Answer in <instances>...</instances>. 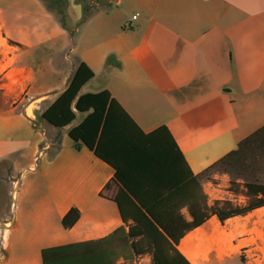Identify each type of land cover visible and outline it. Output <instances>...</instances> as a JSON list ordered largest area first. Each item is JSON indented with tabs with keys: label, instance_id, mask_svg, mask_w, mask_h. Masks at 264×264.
Wrapping results in <instances>:
<instances>
[{
	"label": "crops",
	"instance_id": "crops-1",
	"mask_svg": "<svg viewBox=\"0 0 264 264\" xmlns=\"http://www.w3.org/2000/svg\"><path fill=\"white\" fill-rule=\"evenodd\" d=\"M67 1L63 25L41 0H0V224L12 225L0 228V264L16 232H30L41 255L47 247L105 237L123 224L111 200L118 190L111 184L114 170L69 137L85 115L62 129L41 118L79 64L95 74L81 93L108 90L144 133L166 126L195 175L264 126L258 113L264 106V0H92L95 12L87 19L81 4ZM202 186L209 205L228 198L246 204L230 192L227 174ZM71 208L81 216L65 229L62 219ZM182 213L189 221L186 208ZM251 217L249 230L264 235V207L233 218ZM224 227L212 216L182 238L179 251L191 264H239V254L220 245L193 260L181 250L190 234L195 246L200 229L212 240ZM251 256L264 262L263 253Z\"/></svg>",
	"mask_w": 264,
	"mask_h": 264
},
{
	"label": "trees",
	"instance_id": "trees-1",
	"mask_svg": "<svg viewBox=\"0 0 264 264\" xmlns=\"http://www.w3.org/2000/svg\"><path fill=\"white\" fill-rule=\"evenodd\" d=\"M41 1L64 25L68 1ZM76 2L82 5L83 19L95 12L92 0ZM94 75L84 62L79 64L67 88L41 118L62 129L78 114L85 115L69 130V137L77 149L85 146L114 170L111 184L118 190L111 200L117 203L123 224L102 238L44 248L42 264H133L145 255L150 256L149 264H191L178 249L188 232L212 216L225 223L264 207V126L195 175L166 126L144 133L108 90L81 93ZM217 174L230 177V192L242 194L246 204L216 200L209 205L202 183ZM185 208L189 221L182 213ZM80 216L79 209L71 208L62 219L63 227L72 228Z\"/></svg>",
	"mask_w": 264,
	"mask_h": 264
},
{
	"label": "rangeland",
	"instance_id": "rangeland-1",
	"mask_svg": "<svg viewBox=\"0 0 264 264\" xmlns=\"http://www.w3.org/2000/svg\"><path fill=\"white\" fill-rule=\"evenodd\" d=\"M116 2V0H113ZM113 8H116V6L113 4ZM264 97V92L263 96ZM33 108V105H31L29 109V113L31 112V109ZM260 115L264 117V106L261 109L260 112H258ZM38 117V116H37ZM41 166V163H40ZM32 173V172H31ZM261 180L264 182V174L262 175ZM214 181V180H212ZM11 188L12 186L8 185L7 188ZM207 190L211 193L212 196H215L216 192L212 190V187H207ZM225 197H228L225 195ZM228 200H230L228 198ZM235 204L242 203V201H233ZM24 222V221H23ZM216 222V221H215ZM218 222H216L217 225ZM19 226H25L23 223H18ZM27 225V224H26ZM12 225L7 224V225H2L0 224L1 230H4L3 228H10ZM28 227H32L31 224L27 225ZM221 223L216 227V231L220 228ZM224 229L221 231L219 236L213 237L212 240L205 239L204 233L201 230V232L197 233V241L199 243L196 246V250L199 251V254L202 256L205 254L207 248L210 246L214 245H220L221 247L223 246L226 248V250L230 252H237L238 255V262L239 264L247 263V264H259L258 262H255L252 260V254L253 253H259V254H264V247L263 248H256L257 250L254 249L258 244H262L264 241V235L262 231L259 228H254L253 230H249V227L252 226V217L251 218H233L228 221H225L224 223ZM262 228V225H256ZM264 227V225H263ZM231 230V231H229ZM241 240L238 246H233V242L236 239ZM207 241V243H204ZM34 237L30 234V232H16L14 233L12 240H11V246L8 249V260L6 264H42L41 262V255L40 252L38 253L37 251L34 250ZM241 249V250H240ZM251 251L248 253L246 250ZM260 250L263 252L261 253ZM35 253V260L32 259V253ZM249 255V257H248ZM4 253L2 250L1 242H0V260H3ZM40 259V261H39ZM31 260V261H30ZM241 261V262H240ZM261 264H264V262H261Z\"/></svg>",
	"mask_w": 264,
	"mask_h": 264
},
{
	"label": "bare ground",
	"instance_id": "bare-ground-1",
	"mask_svg": "<svg viewBox=\"0 0 264 264\" xmlns=\"http://www.w3.org/2000/svg\"><path fill=\"white\" fill-rule=\"evenodd\" d=\"M32 113V112H31ZM31 115V114H30ZM199 232H201V229L199 230ZM193 235L192 234H190L189 236H187L184 240H183V242H182V244H181V250L183 251V253L188 257V258H190V259H195V258H197V256H198V254H199V252L198 251H194L193 249H194V244H193V242H192V240H193Z\"/></svg>",
	"mask_w": 264,
	"mask_h": 264
},
{
	"label": "built area",
	"instance_id": "built-area-1",
	"mask_svg": "<svg viewBox=\"0 0 264 264\" xmlns=\"http://www.w3.org/2000/svg\"><path fill=\"white\" fill-rule=\"evenodd\" d=\"M135 18V17H134ZM150 256L145 255V256H141L139 258H137L133 264H147V262L145 261L146 258H149ZM123 262H119V264H122Z\"/></svg>",
	"mask_w": 264,
	"mask_h": 264
}]
</instances>
